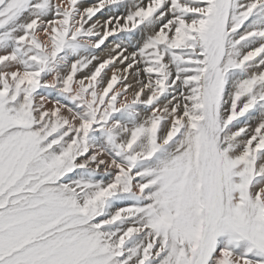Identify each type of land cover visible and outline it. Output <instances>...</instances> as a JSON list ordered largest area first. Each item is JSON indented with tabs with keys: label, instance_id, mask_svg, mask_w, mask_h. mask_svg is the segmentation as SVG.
Masks as SVG:
<instances>
[{
	"label": "snow or ice",
	"instance_id": "6c2138e0",
	"mask_svg": "<svg viewBox=\"0 0 264 264\" xmlns=\"http://www.w3.org/2000/svg\"><path fill=\"white\" fill-rule=\"evenodd\" d=\"M0 264H264V0H0Z\"/></svg>",
	"mask_w": 264,
	"mask_h": 264
}]
</instances>
